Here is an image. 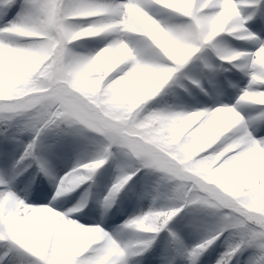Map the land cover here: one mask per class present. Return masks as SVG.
I'll list each match as a JSON object with an SVG mask.
<instances>
[{
    "label": "snow or ice",
    "instance_id": "1",
    "mask_svg": "<svg viewBox=\"0 0 264 264\" xmlns=\"http://www.w3.org/2000/svg\"><path fill=\"white\" fill-rule=\"evenodd\" d=\"M69 145L90 159L56 177ZM108 165L101 216L153 177L111 231L87 207ZM218 242L215 264H264V0H0V264H200Z\"/></svg>",
    "mask_w": 264,
    "mask_h": 264
},
{
    "label": "rangeland",
    "instance_id": "2",
    "mask_svg": "<svg viewBox=\"0 0 264 264\" xmlns=\"http://www.w3.org/2000/svg\"><path fill=\"white\" fill-rule=\"evenodd\" d=\"M224 75H228V76L231 77L232 73H224ZM205 87L208 88V86L206 84H205ZM205 98H207V97H205ZM225 102L228 103L230 101L225 99ZM240 110L241 111H245L246 110L244 108V105L241 106ZM76 148H77V146H74L71 149V152L68 153L66 156H64L66 150L63 148L56 156L49 158L53 174L56 177L63 176L64 173L69 171L72 167L76 166L78 161L79 162H85L90 157V155H91L90 153H86V152H82V151H80L78 153H75V149ZM37 179H43V178L40 176V177H37ZM152 179H153V177H150V181H147L148 184H146V186H145V187H148V190H150ZM46 180H47V182H48V184L50 186L48 188L51 189L52 191H55V185L53 183H51L48 178ZM43 181H44V184L46 185L44 179H43ZM101 185H102V183H101ZM102 188H101V191H100L98 199L100 197H102V195L104 193ZM49 199H51V198H49ZM133 200H134V198L132 196L130 198H128L127 200L122 198L120 204L123 205V206L128 204L129 202H131L130 204H134V202H132ZM76 203H74V204L73 203L66 204L65 200H60V202H58V203L56 202L57 205L65 204L66 207H72ZM150 203H151V201L149 199H144L143 203H141L140 206H139V210L136 209V212H132L130 214V216H132L134 214H139L141 209L147 210L148 206L150 205ZM158 203H163V202L161 201V202H158ZM94 211H95V215L88 218L89 222L91 223L93 221H99V220L103 219V226L106 229H108L109 231H111V229L109 227V222L111 220H117V221L122 220V221L125 222L130 217V216L126 217L125 215L122 214V212L118 215L117 213H115V211L112 208L107 213L103 214V216H101V213H102L103 210H101V207H100V205L98 203H96V207H95ZM180 220H178L177 222H179ZM137 234L138 233H134V230H130V229H125L123 232L119 233L120 238L125 240V241L131 239L133 237V235H137ZM198 239H199V237L197 235H195V234H190V235L185 236L186 242L190 243V244L191 243H195ZM214 248H215V250H213L212 248L210 249V252H209L207 258L204 260L203 264H215L216 258L219 256L220 252H222L224 250L223 247L220 245V242H218V244L215 245ZM144 264H147V260L144 261Z\"/></svg>",
    "mask_w": 264,
    "mask_h": 264
}]
</instances>
